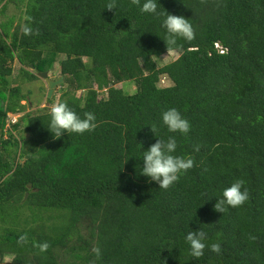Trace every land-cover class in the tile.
<instances>
[{
	"label": "trees",
	"instance_id": "1",
	"mask_svg": "<svg viewBox=\"0 0 264 264\" xmlns=\"http://www.w3.org/2000/svg\"><path fill=\"white\" fill-rule=\"evenodd\" d=\"M3 208L10 264H264V0H0Z\"/></svg>",
	"mask_w": 264,
	"mask_h": 264
},
{
	"label": "rangeland",
	"instance_id": "2",
	"mask_svg": "<svg viewBox=\"0 0 264 264\" xmlns=\"http://www.w3.org/2000/svg\"><path fill=\"white\" fill-rule=\"evenodd\" d=\"M10 11L11 13H17L16 10L13 9V7L10 8ZM52 57V58H51ZM47 56V59L48 58H51L50 60V68L48 70L49 72V78H51L52 80L53 79H56L59 77V72H58V61L61 59V57H57V56ZM175 57H177V53L175 52H172V53H168V54H164L160 60H159V64H163L165 62H168L172 59H174ZM17 66V64H16ZM18 68L16 67L15 68V71H14V77H12V80L13 79H18ZM42 79V78H41ZM37 80V81H33V82H25V81H22V80H18V82H20L22 84V92L25 93L26 95L28 94L29 96V100L26 102V101H23L22 104L25 105V110L24 112L27 113V112H34L40 108H42L43 106H45V96L44 95V91L46 90V83L44 82V80ZM59 86V85H58ZM56 86V88L54 89V91L56 90L57 91V100H58V97L59 95L61 96L64 91H67V87L66 86H63L62 88ZM114 87H117V88H123L126 92H133L134 91V86L133 85H129V84H121V83H115L113 85ZM45 89L44 91H42L43 89ZM54 93V92H53ZM85 93L86 91L85 90H75L74 92V95L78 96L81 100L84 99V96H85ZM55 106H51V109H54ZM15 119L18 118V115H14ZM16 209V208H15ZM2 213L3 215H0V218H3L5 219L7 217V210L5 208H3L2 210ZM12 221V224H15L17 223V220L16 219H11ZM11 260V257L9 256H6L2 259H0V263L1 264H10V261Z\"/></svg>",
	"mask_w": 264,
	"mask_h": 264
},
{
	"label": "water",
	"instance_id": "3",
	"mask_svg": "<svg viewBox=\"0 0 264 264\" xmlns=\"http://www.w3.org/2000/svg\"><path fill=\"white\" fill-rule=\"evenodd\" d=\"M38 76L40 78H42L44 80V82L46 83V87H47L46 97L47 98H50L53 95V92H54V89L56 88V86H58L59 84H61L63 82V76L62 75L58 79H55V80H52L51 78H49L47 72H39ZM30 187H31V184H28L27 188H30Z\"/></svg>",
	"mask_w": 264,
	"mask_h": 264
},
{
	"label": "built area",
	"instance_id": "4",
	"mask_svg": "<svg viewBox=\"0 0 264 264\" xmlns=\"http://www.w3.org/2000/svg\"><path fill=\"white\" fill-rule=\"evenodd\" d=\"M14 115H19V114H9L7 117V125H9V123H14L16 121Z\"/></svg>",
	"mask_w": 264,
	"mask_h": 264
}]
</instances>
